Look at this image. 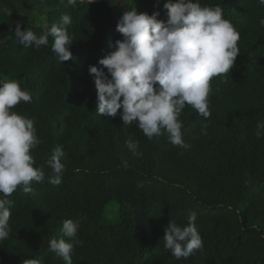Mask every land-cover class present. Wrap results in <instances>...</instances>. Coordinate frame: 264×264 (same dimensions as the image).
I'll use <instances>...</instances> for the list:
<instances>
[{"label": "trees", "instance_id": "1", "mask_svg": "<svg viewBox=\"0 0 264 264\" xmlns=\"http://www.w3.org/2000/svg\"><path fill=\"white\" fill-rule=\"evenodd\" d=\"M167 0H0V81H17L31 94L12 111L34 121L41 143L31 150L34 167L45 180L31 182L33 192L18 188L8 199L10 236L0 242V264H65L49 251L65 220L79 221L73 264H264V5L258 0H199L220 6L239 32L234 66L214 77L211 115L191 106L182 110V138L189 147L173 146L168 134L148 139L138 124L123 125L97 113V91L89 66L115 50L122 39L116 25L135 6L166 21ZM43 9L40 21H23L19 5ZM62 14L73 40L72 58L60 61L47 46L23 48L16 24L37 36ZM106 72V69H105ZM206 125V133L202 131ZM138 141L137 155L125 141ZM65 153L58 186L48 182L55 148ZM129 166L124 168L122 160ZM202 238V250L177 260L164 247L169 221L187 226L190 213Z\"/></svg>", "mask_w": 264, "mask_h": 264}, {"label": "clouds", "instance_id": "2", "mask_svg": "<svg viewBox=\"0 0 264 264\" xmlns=\"http://www.w3.org/2000/svg\"><path fill=\"white\" fill-rule=\"evenodd\" d=\"M63 3L64 0H61ZM78 0H66V6L75 7ZM83 3V0H80ZM93 0H87L92 3ZM264 5V0H258ZM166 21L158 20V13L137 12L135 6L126 11L116 25L122 39L115 41V50L89 66L97 91L96 111L105 117H115L122 109L123 125L138 124L142 133L152 139L164 130L173 146L187 148L182 138L179 116L186 106L198 115L208 118L210 82L223 76L234 66L239 54V32L230 20L224 18L220 6H201L199 0H167ZM264 25V19L260 20ZM71 17L62 14L60 24H53L37 36L31 29L21 30L16 24L15 36L23 48L47 46L53 38L52 52L60 61L72 58L73 44L67 26ZM106 69V72H105ZM31 94L14 80L0 81V242L10 236V205L8 199L18 188L27 195L33 192L32 181L41 183L45 173L34 167L31 150L41 143L34 121L12 109L19 103L31 102ZM206 125L202 131L206 133ZM255 135L264 136V121L256 124ZM125 144L137 155L138 141L129 137ZM65 153L57 146L48 161L52 175L48 182L62 183ZM124 168L128 161L122 160ZM196 214L187 217V226L170 220L165 230L164 247L177 260L187 259L196 250H202V238L195 226ZM79 221L65 220L62 233L68 238L49 242V251L65 264H73L71 253L82 241L76 238ZM30 264H41L32 260Z\"/></svg>", "mask_w": 264, "mask_h": 264}, {"label": "rangeland", "instance_id": "3", "mask_svg": "<svg viewBox=\"0 0 264 264\" xmlns=\"http://www.w3.org/2000/svg\"><path fill=\"white\" fill-rule=\"evenodd\" d=\"M19 7V16L23 21H40L44 15L42 12L43 9L34 8L29 6L28 4H20Z\"/></svg>", "mask_w": 264, "mask_h": 264}]
</instances>
